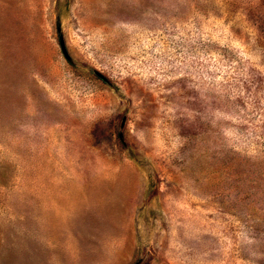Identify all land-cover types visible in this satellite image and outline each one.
Segmentation results:
<instances>
[{
  "label": "rangeland",
  "instance_id": "1",
  "mask_svg": "<svg viewBox=\"0 0 264 264\" xmlns=\"http://www.w3.org/2000/svg\"><path fill=\"white\" fill-rule=\"evenodd\" d=\"M0 264H264V0H0Z\"/></svg>",
  "mask_w": 264,
  "mask_h": 264
},
{
  "label": "water",
  "instance_id": "2",
  "mask_svg": "<svg viewBox=\"0 0 264 264\" xmlns=\"http://www.w3.org/2000/svg\"><path fill=\"white\" fill-rule=\"evenodd\" d=\"M59 42H60V47H61L62 53L64 54L65 57H67V53H66V51H65V48L63 47V44H62L61 38H60ZM94 72H95V74H96L97 76H99L100 78L105 79V77H104L100 72H98V71H94Z\"/></svg>",
  "mask_w": 264,
  "mask_h": 264
}]
</instances>
